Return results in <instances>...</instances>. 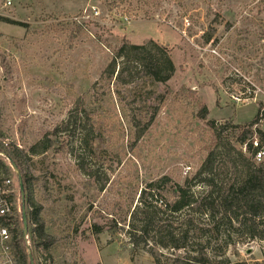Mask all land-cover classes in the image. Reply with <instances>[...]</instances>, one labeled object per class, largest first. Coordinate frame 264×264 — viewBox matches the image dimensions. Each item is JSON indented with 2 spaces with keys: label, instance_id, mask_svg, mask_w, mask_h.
Wrapping results in <instances>:
<instances>
[{
  "label": "rangeland",
  "instance_id": "obj_1",
  "mask_svg": "<svg viewBox=\"0 0 264 264\" xmlns=\"http://www.w3.org/2000/svg\"><path fill=\"white\" fill-rule=\"evenodd\" d=\"M0 18L1 141L26 152L46 136L56 143L28 161L53 258L156 264L130 244V212L152 182L196 184L220 144L210 122L245 126L260 105L264 112V0H0ZM152 42L175 65L167 85L136 74L118 81L120 67L112 79L105 74L123 45ZM155 107L160 112L145 131ZM202 107L204 121L197 118ZM0 157L11 168L22 221L16 172ZM113 219L122 230L115 237L108 233ZM95 225L103 232L95 234ZM224 229L209 235L210 264L264 261V241L226 239ZM30 247L35 264L44 262ZM159 250L160 264L187 255Z\"/></svg>",
  "mask_w": 264,
  "mask_h": 264
},
{
  "label": "trees",
  "instance_id": "obj_2",
  "mask_svg": "<svg viewBox=\"0 0 264 264\" xmlns=\"http://www.w3.org/2000/svg\"><path fill=\"white\" fill-rule=\"evenodd\" d=\"M212 38L213 36L208 35L206 42H210ZM115 54L105 71L109 79L115 76L117 68L120 67L116 75L118 81L125 75L130 80H134L136 75H142L144 79L155 84L167 85L176 72L167 51L153 42L148 45L125 44ZM118 60L122 62L118 63ZM149 96L155 99V92L150 91ZM187 96L188 94L185 95L186 101ZM159 112L160 107L153 109L145 124V131L152 126ZM263 113L260 105L255 119L245 126H235L231 121L224 126H219L214 121L209 123L211 130L218 135L220 144L204 159L197 174L199 180L195 185H191L189 179L184 186L173 184L171 179L165 177L161 181L150 183L141 191L138 205L130 212V224L126 231L130 244L135 249L149 251L156 264H160L162 257L159 248L187 252V255L176 258L173 264H210L209 235L221 226L225 228L222 234L226 239L236 234L249 240L264 241V160L257 162L255 159L264 145V131L260 129ZM208 114V109L202 107L197 118L207 120ZM230 128L232 133L227 140H222L221 134ZM1 136L3 133L0 129V153L13 160L23 177L28 234L36 255L40 254L45 258L44 262L39 261L38 264H59L51 253L54 242L46 232L45 222L41 217L42 206L36 200L34 177L28 167L30 157L40 156L54 149L55 140L46 136L31 145L26 152L18 146L2 142ZM257 139L259 148L253 145ZM11 177L10 166L0 157V183L11 180ZM162 184H167V192L162 189ZM197 184L202 186L198 192L193 190ZM4 189L10 191L7 196L14 205V217L11 218V223L3 224L12 235L13 251L19 263L30 264L23 223L18 220L13 184ZM120 210L124 212L123 209ZM128 214L129 212L126 215ZM108 228L111 237L122 231L116 219L109 221ZM102 232V227L94 226L95 234ZM233 264L249 263L239 261ZM255 264H264V261Z\"/></svg>",
  "mask_w": 264,
  "mask_h": 264
},
{
  "label": "built area",
  "instance_id": "obj_3",
  "mask_svg": "<svg viewBox=\"0 0 264 264\" xmlns=\"http://www.w3.org/2000/svg\"><path fill=\"white\" fill-rule=\"evenodd\" d=\"M260 125L264 126V113L261 116ZM255 148L260 147L258 140L253 142ZM255 159L257 162L264 160V148L261 147L259 152L256 154ZM12 186V180H7L4 183H0V264H20L12 246V235L8 228L4 226L3 222L11 223V218L14 217L13 204L10 202L9 190L4 189ZM14 193V192H13ZM30 236H25V243L27 247H30Z\"/></svg>",
  "mask_w": 264,
  "mask_h": 264
},
{
  "label": "water",
  "instance_id": "obj_4",
  "mask_svg": "<svg viewBox=\"0 0 264 264\" xmlns=\"http://www.w3.org/2000/svg\"><path fill=\"white\" fill-rule=\"evenodd\" d=\"M7 159L9 161L11 167L13 168V170L16 172L17 180L19 183L20 195H21V201H22L23 233H24V236L27 237L28 233H29V223H28V216H27V209H26V190H25L23 177H22L20 169L13 162V160L10 158H7ZM28 255H29L30 264H35V259H34L31 247H28Z\"/></svg>",
  "mask_w": 264,
  "mask_h": 264
}]
</instances>
